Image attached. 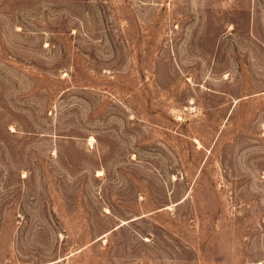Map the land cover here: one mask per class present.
Returning <instances> with one entry per match:
<instances>
[{
    "label": "rangeland",
    "instance_id": "rangeland-1",
    "mask_svg": "<svg viewBox=\"0 0 264 264\" xmlns=\"http://www.w3.org/2000/svg\"><path fill=\"white\" fill-rule=\"evenodd\" d=\"M0 264H264V0H0Z\"/></svg>",
    "mask_w": 264,
    "mask_h": 264
}]
</instances>
